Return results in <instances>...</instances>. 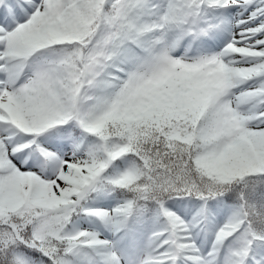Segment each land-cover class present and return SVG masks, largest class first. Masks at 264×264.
<instances>
[{
  "label": "snow or ice",
  "instance_id": "snow-or-ice-1",
  "mask_svg": "<svg viewBox=\"0 0 264 264\" xmlns=\"http://www.w3.org/2000/svg\"><path fill=\"white\" fill-rule=\"evenodd\" d=\"M0 264H264V0H0Z\"/></svg>",
  "mask_w": 264,
  "mask_h": 264
}]
</instances>
